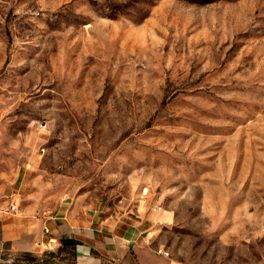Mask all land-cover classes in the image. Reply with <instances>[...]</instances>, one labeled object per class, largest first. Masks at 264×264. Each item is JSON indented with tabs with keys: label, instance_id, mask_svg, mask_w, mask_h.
I'll list each match as a JSON object with an SVG mask.
<instances>
[{
	"label": "rangeland",
	"instance_id": "1",
	"mask_svg": "<svg viewBox=\"0 0 264 264\" xmlns=\"http://www.w3.org/2000/svg\"><path fill=\"white\" fill-rule=\"evenodd\" d=\"M11 202L136 221L176 264H264V0H0Z\"/></svg>",
	"mask_w": 264,
	"mask_h": 264
},
{
	"label": "crops",
	"instance_id": "2",
	"mask_svg": "<svg viewBox=\"0 0 264 264\" xmlns=\"http://www.w3.org/2000/svg\"><path fill=\"white\" fill-rule=\"evenodd\" d=\"M107 220L75 203L34 217L2 208L0 252L36 251L41 245L58 246L71 239L75 241L74 264H176L151 244L153 231L133 220Z\"/></svg>",
	"mask_w": 264,
	"mask_h": 264
},
{
	"label": "built area",
	"instance_id": "3",
	"mask_svg": "<svg viewBox=\"0 0 264 264\" xmlns=\"http://www.w3.org/2000/svg\"><path fill=\"white\" fill-rule=\"evenodd\" d=\"M3 209H4L6 212H9V213H15V212H17V210H18V208H17V204H16L15 202H11V203H9V204H8L7 206H5ZM44 231L47 232L48 229H47L46 227H44ZM160 252H162V254H163L164 256H168V252H167V251H165V250H161V249H160Z\"/></svg>",
	"mask_w": 264,
	"mask_h": 264
},
{
	"label": "trees",
	"instance_id": "4",
	"mask_svg": "<svg viewBox=\"0 0 264 264\" xmlns=\"http://www.w3.org/2000/svg\"><path fill=\"white\" fill-rule=\"evenodd\" d=\"M62 243L63 244H67V243H69V244H75V241L74 240H71V239H64V240H62Z\"/></svg>",
	"mask_w": 264,
	"mask_h": 264
}]
</instances>
